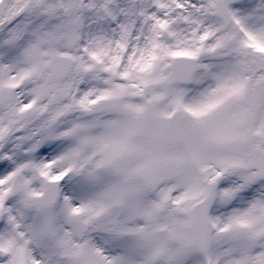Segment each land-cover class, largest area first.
Segmentation results:
<instances>
[{
    "label": "snow or ice",
    "instance_id": "snow-or-ice-1",
    "mask_svg": "<svg viewBox=\"0 0 264 264\" xmlns=\"http://www.w3.org/2000/svg\"><path fill=\"white\" fill-rule=\"evenodd\" d=\"M0 264H264V0H0Z\"/></svg>",
    "mask_w": 264,
    "mask_h": 264
}]
</instances>
